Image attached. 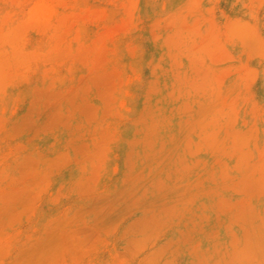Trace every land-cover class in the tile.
I'll return each mask as SVG.
<instances>
[{
  "label": "rangeland",
  "instance_id": "rangeland-1",
  "mask_svg": "<svg viewBox=\"0 0 264 264\" xmlns=\"http://www.w3.org/2000/svg\"><path fill=\"white\" fill-rule=\"evenodd\" d=\"M0 264H264V0H0Z\"/></svg>",
  "mask_w": 264,
  "mask_h": 264
}]
</instances>
